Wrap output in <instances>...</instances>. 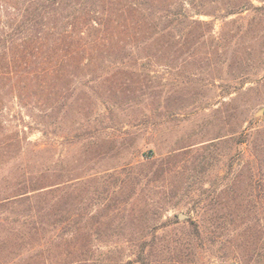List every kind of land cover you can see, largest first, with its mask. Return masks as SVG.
<instances>
[{
	"label": "rangeland",
	"instance_id": "obj_1",
	"mask_svg": "<svg viewBox=\"0 0 264 264\" xmlns=\"http://www.w3.org/2000/svg\"><path fill=\"white\" fill-rule=\"evenodd\" d=\"M183 1L180 31L157 37L148 51L93 56L104 67L80 77L90 83L85 104L75 101L60 117L51 101L34 118L17 105L7 111L23 115L4 124L20 125L22 140L55 147L54 157L41 158L40 175L54 173L57 184L0 205V264H26L27 209L53 196L58 232L97 234L86 246H118L117 260H127L126 246H144L151 264H173L166 259L174 252L182 255L177 264L261 260L264 246L249 241V172L251 150L264 139V0ZM134 30L115 33L132 44ZM249 134L256 135L250 149L249 138L240 143ZM7 154L0 153V171L11 176L14 166H1ZM8 185L0 177V195Z\"/></svg>",
	"mask_w": 264,
	"mask_h": 264
},
{
	"label": "trees",
	"instance_id": "obj_2",
	"mask_svg": "<svg viewBox=\"0 0 264 264\" xmlns=\"http://www.w3.org/2000/svg\"><path fill=\"white\" fill-rule=\"evenodd\" d=\"M11 2L0 0V153H8L7 162L1 166L13 165L18 168L13 167V172H16L11 176H5L9 170L0 171V177L6 178L9 184L1 192L0 205L15 200H32L35 192L57 184L54 173L40 175L47 170L42 169L46 164H40L41 158L47 161L50 153L54 157L55 147L42 149L37 143L22 140L20 125L9 129L4 124L11 119L19 123L24 120L21 118L23 115L15 110L13 115H8L7 111L17 105L28 111V117L34 118L35 110L42 114L46 101H51L54 115L60 117L62 112L68 113L75 101L79 100L83 104L88 102L83 96L90 83L80 80V77L91 68L104 67L92 62L94 55L109 54L111 51H148L155 45L157 37L164 38L171 32L180 31L178 26L186 19L183 0ZM163 3H168L170 7L166 8ZM178 7L182 8L174 12L173 9ZM118 29L125 34L135 29L137 42L126 44L120 40L115 33ZM157 45L160 43L157 42ZM66 74H70L69 79L64 78ZM65 87H68L65 95L58 94V90ZM61 99H65V102L59 107ZM35 116L36 119L43 118L41 115ZM81 121L85 122L83 118ZM252 137L256 135L249 134L240 143H248L249 138L250 149L254 141ZM250 164L249 196L252 198L249 199V241H252V246H264L259 243L264 234V139L262 144L253 146ZM137 168L142 175L144 166ZM21 172L24 174L21 175ZM44 180L53 183L42 184ZM40 199L36 201L33 211L27 209V213L30 211L33 214L27 216V223L22 229L33 252L26 264H138L142 261L143 264H151L150 260L145 261L147 257L143 254L144 246L138 251L137 246H126L129 250L127 260H117L116 254L120 250L118 246H111L107 251H100L96 246H86L87 240H93L97 234L74 232L69 228L58 232L56 228L60 222L56 217L59 209L53 201L55 196ZM14 219V223L20 221ZM215 220L211 217L207 219L212 226H215ZM196 228L201 234V223ZM115 235H110L111 239ZM43 240L47 245L41 246ZM36 241L38 244H35ZM260 251L258 257L261 260L253 263L255 256L249 254V264H264V258L261 257L264 251ZM174 255V258L167 257L166 261L173 264L181 261L182 255L178 256V252H174Z\"/></svg>",
	"mask_w": 264,
	"mask_h": 264
},
{
	"label": "water",
	"instance_id": "obj_3",
	"mask_svg": "<svg viewBox=\"0 0 264 264\" xmlns=\"http://www.w3.org/2000/svg\"><path fill=\"white\" fill-rule=\"evenodd\" d=\"M181 218L184 219V218H186V216H185L184 214H182V215H181Z\"/></svg>",
	"mask_w": 264,
	"mask_h": 264
}]
</instances>
